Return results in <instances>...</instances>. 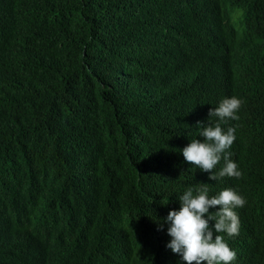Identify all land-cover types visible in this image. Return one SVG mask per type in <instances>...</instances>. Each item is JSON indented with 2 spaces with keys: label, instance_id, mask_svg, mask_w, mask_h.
Wrapping results in <instances>:
<instances>
[{
  "label": "trees",
  "instance_id": "1",
  "mask_svg": "<svg viewBox=\"0 0 264 264\" xmlns=\"http://www.w3.org/2000/svg\"><path fill=\"white\" fill-rule=\"evenodd\" d=\"M229 91L213 181L180 150ZM202 183L264 264V0H0V264H184L163 218Z\"/></svg>",
  "mask_w": 264,
  "mask_h": 264
},
{
  "label": "clouds",
  "instance_id": "2",
  "mask_svg": "<svg viewBox=\"0 0 264 264\" xmlns=\"http://www.w3.org/2000/svg\"><path fill=\"white\" fill-rule=\"evenodd\" d=\"M241 105L242 101L234 96L233 91L226 92L210 105L207 120L219 119L214 126L209 123L202 128L200 136L203 141L191 140L180 150L184 160L209 173L210 180L220 181L226 176L239 179L242 176L228 151L235 140V128L229 127L225 132L221 127L222 122L239 119L237 113ZM221 160L224 161L223 166L218 172L214 171ZM206 185L202 183L196 188L189 187L179 197L180 208L169 210L163 218L168 225L167 234L171 237L166 247L177 254L184 264H232L236 252L221 233H226L228 237L239 234L238 215L246 198L240 188V191L226 188L210 197ZM248 262L251 264L250 260Z\"/></svg>",
  "mask_w": 264,
  "mask_h": 264
}]
</instances>
